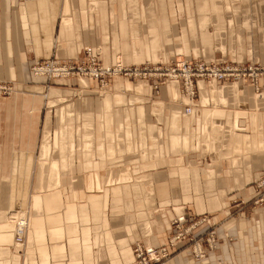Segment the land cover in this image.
<instances>
[{"label": "crops", "instance_id": "0c3cea01", "mask_svg": "<svg viewBox=\"0 0 264 264\" xmlns=\"http://www.w3.org/2000/svg\"><path fill=\"white\" fill-rule=\"evenodd\" d=\"M175 1L174 12L189 2L194 6L184 8V26H180L181 32L176 29L172 43L168 22L175 18L163 16V0H0V81L18 80L12 97L0 95V195L7 170L2 163L19 156V160L29 161L26 171L31 177L39 154L43 156L45 146L56 137L59 154L65 156L73 150L81 156L76 166L80 169L74 172L69 187L72 199L58 201L60 211L43 206V211L52 214L45 216L51 220L44 219V237L36 234L41 232V218L40 222L36 217L29 219L24 243L27 258L10 252L15 224L6 222L0 228V264H130L135 241L146 248L166 242L169 235L164 237L162 232L169 233V221L182 213L179 203L192 199L198 209L220 210L208 220L212 228L222 217L218 215H222L220 205L226 196L233 190L236 194L252 190L261 179L264 75L258 91L248 79L201 80L192 113L187 115L181 85L175 80L157 84L155 100L150 98L152 85L142 80L127 84L128 94L115 88L94 100L82 94L72 99L69 87H52L46 102L41 84L21 81L27 75L26 61L31 60V65L39 54L69 55L75 59H66L74 62L86 59L89 51L103 64L121 60L126 65L141 55L140 48L154 55L155 51L147 49L155 43L143 45L139 39L157 37L166 41L162 43L166 54L172 46L176 57L189 61L247 60L264 65V0ZM114 31L123 37L118 40ZM117 40H131V48L117 47ZM119 51L116 61L110 62ZM217 53L219 57H213ZM75 78L76 85H82L77 92L86 91L94 82ZM118 78H112V85H120ZM122 136L126 137L123 142ZM86 153L89 158L83 159ZM204 194L207 199L201 203L199 195ZM35 197L38 203L45 200L44 195ZM10 206L3 205L0 197V222L6 214L12 218L15 210ZM260 210L263 220H256L247 236L234 245H249L255 230L261 236L264 206ZM159 212L161 217L156 216ZM245 223L241 217L227 218L218 229L245 236L238 232ZM56 227L59 230L53 237L48 229ZM207 227L204 223L200 230ZM36 236L44 242L45 251L31 246ZM225 240L219 245L227 259ZM212 254L202 264H212ZM188 255L181 249L166 263L196 264L193 261L198 260Z\"/></svg>", "mask_w": 264, "mask_h": 264}, {"label": "rangeland", "instance_id": "374dc122", "mask_svg": "<svg viewBox=\"0 0 264 264\" xmlns=\"http://www.w3.org/2000/svg\"><path fill=\"white\" fill-rule=\"evenodd\" d=\"M190 1V0H189ZM166 2V3H165ZM168 2H170L168 4ZM176 3L175 0H163V6L166 4V6L163 8V10L165 11V14L163 16H165L166 18L170 19L171 17H174V20H171L168 22V35L170 37L169 41L173 43L174 39L171 38L172 36H175L176 33H178L177 31L181 32L180 30V26H182L184 24V20L187 17V11L185 13L184 8H193V4H191V2H189V4L187 5H182L181 6V11H176L174 12V4ZM155 8V7H154ZM178 10V9H177ZM180 12V13H179ZM155 16H157L155 14ZM173 21V22H172ZM184 26V25H183ZM171 27H173V29H171ZM184 28V27H183ZM177 29V31H176ZM187 30V28H186ZM184 30V32H188L189 30L186 31ZM158 31V30H157ZM114 35H116V37H123V36H119L117 34V32L114 31ZM156 34H161L160 31L156 32ZM139 36L143 37L142 34L138 33ZM180 35V34H179ZM186 38L188 39L189 36H186ZM119 40V38H118ZM117 40V47H129L131 48L130 44H131V40H126L124 42L122 41H118ZM141 41V44L143 45H152V43H155V46L152 48L147 49V51L149 53L152 52H156L154 55H149L144 53L146 50L144 48H140L139 51H141V55H139L137 57L136 60H131L129 62H127L126 64L128 66H130L132 72L136 71L139 72V75L141 74V72L144 73V75H140L137 76V74L133 73V75L131 74L130 76H124L122 71L119 72V74L114 75L113 77H119L118 79H120L119 81V86H117V84L112 85L113 81L112 78L110 76V78H106L107 79V83L103 82L101 83L100 81H96L90 77L87 76H82L80 74L74 73L77 72L76 70H74V74L75 75H69L68 79L66 81H57V80H49L48 75L49 72H45L46 77H40V76H36L33 75L31 68H30V62L31 60L26 61V76H23L22 80H26L28 82H31V84H36L39 83L41 84V91L44 90V94L45 96L43 97V99L45 100L44 102L47 101V98L49 96V92H50V88L52 87H64V88H68L70 90H72V94L70 95V97L72 99H76L78 98L81 94L85 95L86 97H90L91 99H97V96L100 98H103L104 96H106L108 93L110 94L111 91H113L115 88H117L120 92V90H122L123 95L130 93V90L128 89L127 84H133L136 81H142V80H147L148 84L152 85V95L155 96V94L157 93L156 90V86L157 84L159 85L160 83H162V81L167 82L166 79V73L169 69H171L172 65L174 64L173 62L177 59H183L182 57H176L175 53L172 51V46L168 47V52L167 54L165 53V46H162V43H166V41L161 38H156L153 41H150L148 39H139V42ZM161 44V45H160ZM115 54V53H114ZM119 54H121V52L119 51L118 54L113 55L110 58V62L111 61H116L115 56H118ZM199 54V53H198ZM197 54V55H198ZM220 55V53H217L216 55H214L213 57L218 58ZM188 56H193L192 54H188ZM175 57V58H174ZM35 59L38 58L39 63L42 64L43 66L48 65L49 62H54V63H63L66 61H69L70 63L76 64V65H80V64H84L86 66H95L97 64L101 65V60L100 59H95L94 62L92 63L91 61H89V59H79L78 61H71L69 59L66 58H71V59H75L74 57H70L69 55H65V56H58L56 54V56L54 55L51 57L48 56H44V55H36L34 57ZM34 58H32V60H34ZM194 60H203L206 62H212L207 61L206 59H194ZM192 60V61H194ZM121 61V60H120ZM234 61V60H233ZM112 64L116 63V62H111ZM213 63V62H212ZM112 64H105V65H112ZM225 64V62H224ZM245 66L249 65V62L246 60L243 63ZM168 66V67H167ZM154 68H160L157 70H154ZM75 77H87L90 78L91 80H94V84L91 83V85L86 87V91L81 90V92H77V90L82 86H78L76 85L75 82H77V78ZM43 78V79H42ZM111 80V82H110ZM18 80H1L0 84H4V85H8L9 89L7 93H3L0 90V95L1 96H11L14 94L15 91V87L14 85L16 84ZM20 81V82H21ZM23 81V82H24ZM110 83V86H109ZM95 84L97 86H95ZM109 86V88H107ZM159 87V86H158ZM96 88V89H95ZM98 90V91H97ZM109 91V92H107ZM86 92V93H84ZM151 97V100H155L157 98V96L155 97ZM53 131H55V129H53ZM55 133V132H54ZM108 135V134H107ZM106 135V136H107ZM120 140L123 142L125 141L126 137H119ZM125 138V139H124ZM53 140V138H52ZM119 140V139H117ZM70 144V143H69ZM66 146L68 145V143L65 144ZM58 146H60V142L57 140V137L55 138L54 142H49L47 144V146H45L44 149V153L43 156L39 154V158L37 159V162L35 163V173L33 176L29 177V174L26 171V168L29 167L30 163L29 161L24 162L23 160H19V156L17 158V160H11V162L9 163H2L3 166H5V170L6 172H4V175L6 177H3V182L5 183L3 185V192L1 193L2 195H0V197L3 199V205H11L9 208L12 210H15L12 218H7V214H6V219L4 222H0V228L3 227L4 223L6 222H13L15 221V219L19 216V210H22L25 212L27 221L29 222L30 218L36 217V219H38V221L40 222V218H41V228L40 231L41 232H36V234L40 235L43 234L44 237V232H42L43 229V225H44V219L46 220V222L49 223V221L51 219H49L50 217L46 218L45 216H51L52 214L47 213L46 211H43V206L45 205H50L49 210H53L55 208L58 209V211L61 210V203H59L58 201H70V199H72V192L70 191L69 187L70 185L73 183V175L75 174L74 172L76 170H79V167L77 166V163H81L80 162V157H77L75 152H73V150L70 151V153H68V155L63 156L62 154H59V149ZM47 147V148H46ZM72 148V146H71ZM73 149V148H72ZM63 156V157H62ZM83 159H88L89 155L86 153L85 156L82 154ZM29 158V157H28ZM54 164H56V168L54 166ZM31 167V166H30ZM32 178V179H31ZM72 182V183H71ZM254 188H252V190H250L251 188H246L244 189L243 193H238L237 190H233V192H230L227 196L226 199H224V204H221V208L223 211H221L222 215H218V217L222 216L221 218H218L217 223L212 225V228L210 225H208L209 223V218H212V214L214 213H218L220 212V210L217 211H212L209 212L208 209H206L205 207H202V209H198L194 203V201L192 199H189L188 201H183V203H179V207H181L182 213L178 214V215H174L173 219L170 222V227L172 228V230L174 229V227L176 226L177 222H175L176 219L175 217L177 216V218H181V224L179 225V227L176 229L177 234L179 235L178 237H180L179 241L177 242V249L174 250V253L171 256H174L176 253H178L181 249H185L187 253H189L188 257H190L191 251L195 252L196 250V241H199V245H200V250L198 251V253H194V258L197 257L198 255H204L213 251V260H212V264H244L245 262L247 264H264V226L262 227V229L259 230L260 235L257 234V231L255 230V235L252 238V240H250V244L245 246H241L239 247V244H233V242H235L237 239H241L242 237H246L247 233H248V227H252L254 225V223H256V220H263L262 219V214H261V208H263L264 206V174L261 175V180L255 181L253 184ZM10 190H12L10 192ZM240 192V191H239ZM193 196V192H190ZM38 195H44L45 196V200L42 203H38V200L35 196ZM200 196V200L201 203H203V201L206 198L205 194L204 197L202 195ZM154 199V196L152 197ZM205 198V199H204ZM36 199V200H35ZM200 203V204H201ZM13 204H20L19 206H15ZM55 204V205H54ZM154 204V208L158 209V205L157 207H155V199L153 201ZM47 208V209H48ZM46 209V208H45ZM59 213V212H58ZM12 214V213H11ZM157 217H161L160 216V212L158 213V215H156ZM232 217H241L244 218V220H246V229L245 227L241 230L238 231L241 234H244L245 236H239L237 235V231L233 234L227 232V230L225 228L223 229H218L220 223L223 222L224 219L227 218H232ZM213 220V219H212ZM258 222V221H257ZM207 224V228L200 230V228L203 226V224ZM31 223L29 222V228H30ZM5 226V225H4ZM46 226V225H45ZM44 226V228H45ZM218 231H217V229ZM29 230V229H28ZM58 228H53L51 230L48 229L49 234L51 233L53 235V237H55L54 235H56V232H58ZM171 230V231H172ZM166 231V230H165ZM162 232V235L165 237L167 235H169L170 233L166 232ZM244 231V232H243ZM54 232V233H53ZM28 233V232H27ZM30 233V232H29ZM50 234V235H51ZM221 234H224L223 237ZM14 236V235H13ZM27 236V234H26ZM162 236V237H163ZM41 237V235H40ZM163 237V238H164ZM262 237V244H259V240ZM214 239V241L216 240V243H214L212 240ZM226 239L225 243L227 246H229L228 250H229V258H224V256L221 254L222 250L220 248V243L223 242V240ZM141 240V239H139ZM164 241V240H163ZM42 241H40L39 237H35L34 238V243L31 246L35 247L34 249L36 250H41V248H45V244L44 242L41 243ZM26 244V243H25ZM140 244L142 246V244L139 241H135L134 246ZM154 245H158L154 244ZM218 246V248H217ZM10 252H12V254L14 253H20V254H24V256L22 255L23 258H27L28 256V252H25L26 250V245H24L20 250L14 247V244L10 245ZM29 245V248H32ZM143 247V246H142ZM29 248H27V250H29ZM43 248V250H44ZM190 248V250H188ZM45 251V250H44ZM41 253H43L42 251H40ZM248 253H250V256L246 257V255H248ZM206 254V255H207ZM33 256V261L36 259V257L34 255ZM172 258V257H171ZM193 260H198V261H193L196 264H202V259H205L206 256L204 258H198V259H194ZM32 259V257H31ZM131 259V260H130ZM130 264L131 261L133 259V253L132 256L130 258ZM169 260V259H168ZM167 260V261H168Z\"/></svg>", "mask_w": 264, "mask_h": 264}, {"label": "bare ground", "instance_id": "6f19581e", "mask_svg": "<svg viewBox=\"0 0 264 264\" xmlns=\"http://www.w3.org/2000/svg\"><path fill=\"white\" fill-rule=\"evenodd\" d=\"M86 59H89V60L90 59H92V60L97 59L98 60V58L95 55H93L92 53H90L89 51L86 53ZM194 61H196V62L202 61L205 64H209L210 63V62H206V61H203V60H194ZM175 62H177V64L181 65V64H183V62L189 63V62H193V61L192 60L189 61V60H186V59H177V60H175ZM66 63L69 64L70 62L69 61H66ZM66 63L63 62V63H58V64L61 65V64H66ZM225 63H226V65H233V64L242 65L244 62H240V61L239 62H237V61H229V62H225ZM249 65H251L253 67H256V68H258L260 70V72L257 71L258 72L257 74H255V75L252 74V76H253L252 80L249 79L250 77H247V76H244V75L243 76H241V75H233V76L228 77L224 81H227V80H230V79L231 80H236V79L245 80V79H248L251 83H253V85L255 87V90L258 91L259 90V79H260V77H262L264 75V65H260V64L259 65H256V64L251 63V62H249ZM39 66H40L39 60L38 61H34V62L31 63L30 68H31V71H32L33 75H36L37 77L38 76H40V77H43V76L46 77L44 67H39ZM41 66H43V65H41ZM101 66L104 67V69H107L108 70V74L109 75L107 76V78L108 77L110 78V76L113 77L114 75L119 74L118 71H121L122 68L125 69L126 67H128L127 64L124 65L120 61H117L116 63H114L112 65H105V64L101 63ZM262 68H263V70H262ZM251 69H252V71L254 70V68H252V67H251ZM73 72L74 71H70V70H68V71L65 72V71H61L59 68H55V70L49 72V75H48L47 78H49L50 81L51 80H57V81H60L61 80V81H63V80H67L68 77H69V75H75L74 73L80 74L82 76L90 77V78H92V79H94L96 81L100 78L97 73L94 75V72L91 71V70H84L83 69L80 72H74V73ZM133 73L137 74V76L144 75L143 72H141V74L139 75V72H136V71H134V72L131 71V73H127V71H126L125 74H123V75L124 76H127V75L130 76L131 74L133 75ZM164 80L170 81V82H171V80L172 81H174V80L175 81H179V84L181 85V90H182V99L181 100H183V103H184V113L186 115L192 113V108H193V106L195 104V101H196V98L198 96V85H197L198 82H200L201 80H207V81H222V80H218L215 77H211V76L209 78L198 77V79H195L194 81H192L191 78H189V79H185L184 82H183V80L181 81V79H179V78H173V77H169V78H166ZM162 82H164V81H162ZM182 82H183V84H182ZM101 83H103V81H101ZM105 83H107V79H106V82ZM191 91H192L193 94H192V97L190 99L189 98L190 97L189 96V93ZM19 211H20L19 212V216L15 219V221H13V223L15 224L14 225L15 227H14V236H13L14 243L13 244H14V247L16 249L18 248L20 250L24 246V243H25V240H26V234L28 232L29 222L27 221L25 212L22 211V210H19ZM171 230H172V228H170V232H169L170 234L167 237L166 242L163 243V244H161V245H166L167 242H168V240L170 238H171V240L173 242L174 241L177 242L180 239V237H178L176 233L173 234V230L172 231ZM15 238H17V239H15ZM212 241L214 243H216V240L214 241V239H213ZM195 243L197 245L196 246V250H195V252L191 251V254H192L193 257H194V253H198V251L200 250V245H199L200 242L199 241H196ZM177 245H178V243H175L174 247L171 249V250H173L172 251L173 253H174V250L177 249ZM137 246L140 247L141 245L140 244H137V245H135L132 248L133 249V259L131 261V264H138L137 259L135 257V253H134V248L137 247ZM188 250H190V248ZM173 253H170V250H169V254L168 255H165V256H163L161 258L160 264H167L166 263L167 260L172 257L171 255ZM198 254H200V253H198ZM206 254H207V252H206ZM206 254H204L203 256L202 255L201 256L198 255L195 258L196 259H198V258H204L206 256Z\"/></svg>", "mask_w": 264, "mask_h": 264}, {"label": "built area", "instance_id": "2783aa9c", "mask_svg": "<svg viewBox=\"0 0 264 264\" xmlns=\"http://www.w3.org/2000/svg\"><path fill=\"white\" fill-rule=\"evenodd\" d=\"M89 61H91L92 63H95L94 60L90 59ZM174 64L172 65L171 69H169L167 71V73L165 74L167 78L169 77H173V78H179L181 79V81L185 79H189L191 78L192 81H194L195 79H198V77H202V78H209L211 77H215L218 80H226L228 77L233 76V75H241V76H247L250 77L249 79L252 80L253 76L252 74H257L258 72H260V70L256 67H253L251 65H247L245 66L244 64L242 65H238V64H233V65H226V63L224 64V61H219V62H211L209 64H205L202 61H193V62H183V64L179 65L177 64V62H173ZM40 64V63H39ZM95 66H86L84 64H80V65H76L73 63H66V64H61L59 65L57 62H49L48 65L46 66H41L42 64H40L39 67H44L45 72H51L53 70H55V68H59L61 71H74L76 70L77 72H80L81 70H91L94 72V75L97 73L99 75L98 81H105L106 82V78L109 75L108 74V70L104 69V67H102L101 65L95 63ZM254 68V70L252 71L251 67ZM168 67V66H167ZM160 68H154V70H157ZM263 70V68H262ZM122 72H124L123 74H125V72L127 71V73H131V68L130 66L126 67L125 69H121ZM258 71V72H257ZM120 72V71H118ZM182 82V84H183ZM9 89V86L4 85V84H0V90L3 93H7ZM192 91L189 93V98L191 99L192 97ZM176 220L175 222H177L176 226L173 229V234L176 233L177 231L176 229L179 227V225L182 223L181 218H176L174 219ZM177 236H179L177 234ZM17 239V238H15ZM179 241V240H178ZM177 241V242H178ZM177 242H173L171 240V238L168 240L166 245H161L158 248L155 247H135L134 248V253H135V257L137 259L138 264H160L161 258L165 255L169 254V250L170 253H172L173 250H171L175 243Z\"/></svg>", "mask_w": 264, "mask_h": 264}]
</instances>
